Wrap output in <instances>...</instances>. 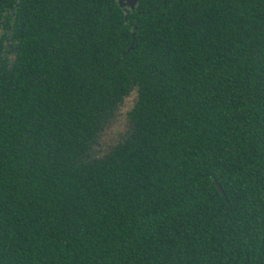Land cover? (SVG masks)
Returning <instances> with one entry per match:
<instances>
[{"label": "trees", "instance_id": "trees-1", "mask_svg": "<svg viewBox=\"0 0 264 264\" xmlns=\"http://www.w3.org/2000/svg\"><path fill=\"white\" fill-rule=\"evenodd\" d=\"M21 3L0 0V264H264V0Z\"/></svg>", "mask_w": 264, "mask_h": 264}, {"label": "rangeland", "instance_id": "rangeland-1", "mask_svg": "<svg viewBox=\"0 0 264 264\" xmlns=\"http://www.w3.org/2000/svg\"><path fill=\"white\" fill-rule=\"evenodd\" d=\"M134 102V95L128 98L124 105L120 108L119 112L116 114L115 119L108 125V127L102 132L97 146L98 153L103 154L106 150L110 149L111 146L117 143L120 138L121 133L124 131L126 114L131 110Z\"/></svg>", "mask_w": 264, "mask_h": 264}, {"label": "flooded vegetation", "instance_id": "flooded-vegetation-1", "mask_svg": "<svg viewBox=\"0 0 264 264\" xmlns=\"http://www.w3.org/2000/svg\"><path fill=\"white\" fill-rule=\"evenodd\" d=\"M15 7L13 9V17H16L17 14H19V17H18V22H20L22 19H23V9H22V3H21V0H15ZM16 9L17 10H21L20 12H16ZM4 13H8L9 11L7 9H4L3 11ZM4 23H0V29H2V25ZM22 27V26H21ZM13 29V26H10V30ZM4 36V33L2 32V30L0 31V41H2V37ZM0 44L2 45V54L3 55H6L7 54V48L11 47V45H9V36L6 35V39L4 40V42H0Z\"/></svg>", "mask_w": 264, "mask_h": 264}, {"label": "water", "instance_id": "water-1", "mask_svg": "<svg viewBox=\"0 0 264 264\" xmlns=\"http://www.w3.org/2000/svg\"><path fill=\"white\" fill-rule=\"evenodd\" d=\"M140 0H118V4L121 9H123L126 13L131 11H135ZM214 182L222 195H225V191L223 190L222 186L218 183L216 179Z\"/></svg>", "mask_w": 264, "mask_h": 264}]
</instances>
